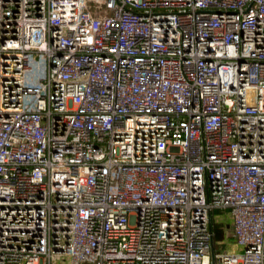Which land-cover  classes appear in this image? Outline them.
<instances>
[{
  "label": "built area",
  "instance_id": "built-area-1",
  "mask_svg": "<svg viewBox=\"0 0 264 264\" xmlns=\"http://www.w3.org/2000/svg\"><path fill=\"white\" fill-rule=\"evenodd\" d=\"M0 264H264V0H0Z\"/></svg>",
  "mask_w": 264,
  "mask_h": 264
},
{
  "label": "rangeland",
  "instance_id": "rangeland-1",
  "mask_svg": "<svg viewBox=\"0 0 264 264\" xmlns=\"http://www.w3.org/2000/svg\"><path fill=\"white\" fill-rule=\"evenodd\" d=\"M217 213H219V209H215L214 212L212 213L213 240H214L215 248L218 250H221L224 248L220 247V245H218L216 241H219L220 239H223L224 241H226L228 239L227 235L225 234V228H226V231L229 233L230 225H229V221L227 218L224 217L222 220L219 214ZM225 246L226 245L224 244L223 247Z\"/></svg>",
  "mask_w": 264,
  "mask_h": 264
},
{
  "label": "crops",
  "instance_id": "crops-1",
  "mask_svg": "<svg viewBox=\"0 0 264 264\" xmlns=\"http://www.w3.org/2000/svg\"><path fill=\"white\" fill-rule=\"evenodd\" d=\"M217 214H219L220 217H223V218L226 217V218H227V216H225V212H221V211L219 210V213H217Z\"/></svg>",
  "mask_w": 264,
  "mask_h": 264
}]
</instances>
